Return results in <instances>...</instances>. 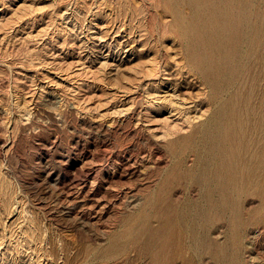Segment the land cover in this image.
Here are the masks:
<instances>
[{
  "label": "rangeland",
  "instance_id": "obj_1",
  "mask_svg": "<svg viewBox=\"0 0 264 264\" xmlns=\"http://www.w3.org/2000/svg\"><path fill=\"white\" fill-rule=\"evenodd\" d=\"M246 1L0 0V264H264V55L175 178L219 108L185 58Z\"/></svg>",
  "mask_w": 264,
  "mask_h": 264
},
{
  "label": "bare ground",
  "instance_id": "obj_2",
  "mask_svg": "<svg viewBox=\"0 0 264 264\" xmlns=\"http://www.w3.org/2000/svg\"><path fill=\"white\" fill-rule=\"evenodd\" d=\"M241 4L231 21L232 32L230 34L210 39L205 44V50L198 56L188 55L185 58L187 65L194 70L195 74L200 77L201 83L208 88L206 92L208 103H219V108L212 111L210 117L202 124L201 129L191 130L187 134L191 142L185 149L194 156L193 164L184 167L186 151L176 155L175 178L189 180L199 187L208 183V175L212 171L213 160L211 155L207 154L211 153L213 149L211 145H215L220 134L221 106L226 102L227 95L240 89L245 78L252 76L255 68L258 70L260 64L257 59L260 55H264V16L259 15V6L254 0H248ZM231 37L232 49H223ZM255 74L254 78L261 75L260 71L258 74L256 71ZM256 87L254 85V88ZM190 93L185 92L183 96L187 97ZM175 96L176 99L173 100L175 107L172 110L182 113L185 110L181 108V104L186 102L182 100V94L179 97L180 94L175 93ZM197 140L198 144H202V147L198 149L196 148L198 145L194 144ZM205 156L210 159H205Z\"/></svg>",
  "mask_w": 264,
  "mask_h": 264
}]
</instances>
